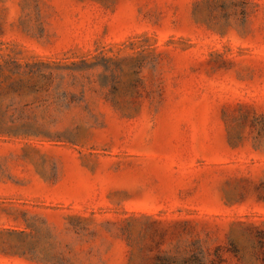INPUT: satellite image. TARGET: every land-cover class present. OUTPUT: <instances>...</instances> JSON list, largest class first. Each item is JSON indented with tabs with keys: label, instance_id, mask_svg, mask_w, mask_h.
I'll return each instance as SVG.
<instances>
[{
	"label": "rangeland",
	"instance_id": "rangeland-1",
	"mask_svg": "<svg viewBox=\"0 0 264 264\" xmlns=\"http://www.w3.org/2000/svg\"><path fill=\"white\" fill-rule=\"evenodd\" d=\"M0 264H264V0H0Z\"/></svg>",
	"mask_w": 264,
	"mask_h": 264
}]
</instances>
